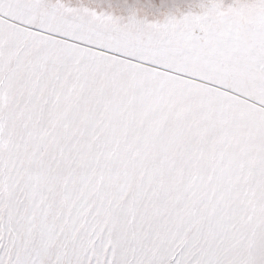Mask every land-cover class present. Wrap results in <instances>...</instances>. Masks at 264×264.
I'll return each instance as SVG.
<instances>
[{
  "label": "snow or ice",
  "instance_id": "1",
  "mask_svg": "<svg viewBox=\"0 0 264 264\" xmlns=\"http://www.w3.org/2000/svg\"><path fill=\"white\" fill-rule=\"evenodd\" d=\"M0 264H264V0H0Z\"/></svg>",
  "mask_w": 264,
  "mask_h": 264
}]
</instances>
